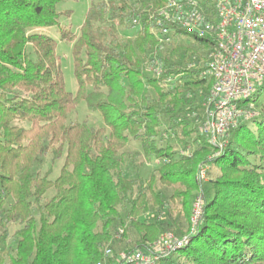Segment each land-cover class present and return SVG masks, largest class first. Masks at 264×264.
Segmentation results:
<instances>
[{"label": "trees", "instance_id": "obj_1", "mask_svg": "<svg viewBox=\"0 0 264 264\" xmlns=\"http://www.w3.org/2000/svg\"><path fill=\"white\" fill-rule=\"evenodd\" d=\"M64 1L0 0V264H119L172 228L187 240L170 264H264V83L239 100L251 115L220 148L200 131L213 36L178 28L163 42L154 15L167 0L93 1L77 34L59 23L72 11L58 10ZM58 24L73 43L75 93L43 30ZM82 100L104 125L69 121ZM131 140L141 150L127 154ZM50 154L64 156L56 178L38 169ZM140 155L157 164L149 178L124 171Z\"/></svg>", "mask_w": 264, "mask_h": 264}, {"label": "built area", "instance_id": "obj_2", "mask_svg": "<svg viewBox=\"0 0 264 264\" xmlns=\"http://www.w3.org/2000/svg\"><path fill=\"white\" fill-rule=\"evenodd\" d=\"M154 16L158 36L165 43L173 39L178 28L214 37L216 43L205 65L212 88L205 99L209 108L200 131L222 148L238 118L251 115L250 108L238 105L239 100L251 96L257 85L264 83V0H167ZM154 71L159 73L160 67ZM202 170L200 179L205 177ZM194 198L193 230L204 208L202 195ZM186 240L165 232L149 249L122 251L119 264H170L166 259ZM104 253L109 256L112 249Z\"/></svg>", "mask_w": 264, "mask_h": 264}, {"label": "rangeland", "instance_id": "obj_3", "mask_svg": "<svg viewBox=\"0 0 264 264\" xmlns=\"http://www.w3.org/2000/svg\"><path fill=\"white\" fill-rule=\"evenodd\" d=\"M93 1H98V0H67V1L61 2L58 5V8H59L58 10L63 11L65 9H68V10L70 9L72 11L70 15L63 13L61 15L59 23L61 25H66V24L70 25L71 30L79 34L82 23L86 17V13ZM38 30H42V29H38ZM43 30H45L46 33H48L49 35L53 36L54 38L58 40V54L60 56L59 62L64 72L66 87L68 90L75 93L78 89L77 87L78 81H77L76 75L74 74L75 66H74V61H73L74 60L73 48H72L73 43L61 39V36H59L61 35L59 24L55 26H51V27H46ZM135 31L136 30L134 29L129 33H133ZM124 32L125 31H122L121 33L123 36H126V33ZM184 39L185 41H188V42L194 41L191 37H184ZM260 85L261 84L257 85L255 91ZM69 113H70L69 121L87 119L89 122V125H93V126L104 125L103 124L104 120H103L101 113L99 111H90L87 107V103L85 102V100H82L78 104V106ZM140 147H141V144L139 141L131 140L124 150L128 154L129 152L141 150ZM63 163H64V156L59 159H53L52 155L50 154L44 157V161L42 164L38 166V169L41 171L42 174H45L48 170H52L50 178H56L60 173ZM156 165L157 164L155 162L148 161L142 155H140L139 157L134 158L132 160L128 158L127 163L124 166V171L127 173L128 176H137L139 174V175H142L143 177L149 178L150 173L153 172ZM202 168H203L202 171L205 174L204 175L205 177L202 180H207L209 178L208 170L211 169V166L209 164H206L202 166ZM159 188L163 192L164 196H166L167 198V196L171 192V189L166 186H162V185H159ZM209 193L212 194L213 190H210ZM52 194H53V190L49 191L48 196H51ZM168 203H169L168 208H171V213L173 214V217L177 218V222L175 221L176 225L181 224V225H184L185 227L186 226V222L184 221L185 218L180 211L182 209L181 204L178 202L174 204L173 202H168ZM15 227L16 225H13L12 229H14ZM166 232L173 233L179 236L174 228L167 230ZM164 264L166 263L164 262Z\"/></svg>", "mask_w": 264, "mask_h": 264}]
</instances>
